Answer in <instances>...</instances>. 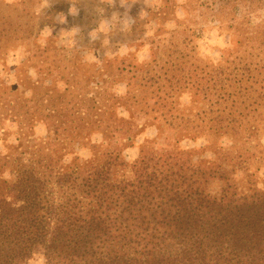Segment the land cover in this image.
Segmentation results:
<instances>
[{
	"label": "rangeland",
	"instance_id": "rangeland-1",
	"mask_svg": "<svg viewBox=\"0 0 264 264\" xmlns=\"http://www.w3.org/2000/svg\"><path fill=\"white\" fill-rule=\"evenodd\" d=\"M247 62L264 65V0H0V176L33 152L54 169L105 150L132 163L148 140L195 162L232 149L264 187V111L249 142L155 126L206 123L193 76ZM19 264L45 263L38 250Z\"/></svg>",
	"mask_w": 264,
	"mask_h": 264
},
{
	"label": "trees",
	"instance_id": "trees-1",
	"mask_svg": "<svg viewBox=\"0 0 264 264\" xmlns=\"http://www.w3.org/2000/svg\"><path fill=\"white\" fill-rule=\"evenodd\" d=\"M254 65L193 76L197 114L213 117L155 123L159 135L174 125L212 143L249 142L244 135L259 130L264 111V78L256 75L264 65ZM154 143L145 141L132 163L119 150L57 169L40 153L17 155L10 178L0 176V264L26 262L38 250L45 264H264V187L247 159L235 153L231 166L232 149L219 148L214 160L195 162Z\"/></svg>",
	"mask_w": 264,
	"mask_h": 264
}]
</instances>
